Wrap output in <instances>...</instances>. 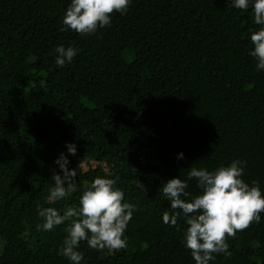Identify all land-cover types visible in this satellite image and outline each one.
Returning <instances> with one entry per match:
<instances>
[{"label": "trees", "instance_id": "16d2710c", "mask_svg": "<svg viewBox=\"0 0 264 264\" xmlns=\"http://www.w3.org/2000/svg\"><path fill=\"white\" fill-rule=\"evenodd\" d=\"M70 0H0V264H71L59 254L70 221L38 231V210L78 206L94 177L117 178L136 205L127 247L79 243L81 264H194L183 219L159 188L187 171L244 161L242 179L264 194V71L248 55L261 26L226 0H131L91 35L61 31ZM79 49L55 64V47ZM66 142L75 143L70 155ZM76 190L49 204L59 153ZM183 152V159H177ZM144 188L140 186L139 181ZM191 195L199 193L195 179ZM210 264H264V212Z\"/></svg>", "mask_w": 264, "mask_h": 264}, {"label": "clouds", "instance_id": "9594fccd", "mask_svg": "<svg viewBox=\"0 0 264 264\" xmlns=\"http://www.w3.org/2000/svg\"><path fill=\"white\" fill-rule=\"evenodd\" d=\"M130 3L131 0H70L60 30L70 29L81 35H91L97 28L110 26V14L114 11L122 15L126 13ZM226 3L228 7L241 10L251 7L253 22L261 27L249 33L253 47L248 55L256 61V69L264 71V0H226ZM55 52V64L63 67L73 61L79 49L60 44L55 47ZM65 147L68 154H76L75 143L66 142ZM176 157L183 159V152H177ZM54 163L60 171L51 175L54 185L49 188L46 198L49 204L65 200L77 187V171L68 167V156L61 152ZM244 163L234 159L214 170L192 167L185 179L173 176L159 188L173 210L171 213L164 211L161 220L177 226L178 219H183L186 228L182 243L190 250L194 264H210L216 259V254L231 256L226 237H234L238 231L261 219L264 194L257 181L249 184L241 178ZM192 179L200 189L196 195L187 191L188 181ZM116 185L117 178L94 177L90 183H86L78 206H68L62 214L55 207L40 208L38 216L43 218V222L36 225L37 230L47 232L56 225L70 221L65 228L67 235L58 251L71 264H81L84 259L83 252L78 250L82 240H86L89 248L96 250L107 249L111 252L126 248L125 229L136 211V205L126 201L124 192Z\"/></svg>", "mask_w": 264, "mask_h": 264}]
</instances>
